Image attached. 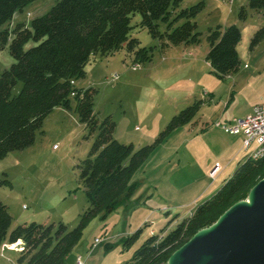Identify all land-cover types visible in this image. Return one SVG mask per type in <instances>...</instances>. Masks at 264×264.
Instances as JSON below:
<instances>
[{"label":"rangeland","instance_id":"1","mask_svg":"<svg viewBox=\"0 0 264 264\" xmlns=\"http://www.w3.org/2000/svg\"><path fill=\"white\" fill-rule=\"evenodd\" d=\"M199 1L183 0L180 8ZM202 1L203 10L195 17L201 33L198 43L161 48L158 38L135 25L140 20L137 14L131 20L130 35L139 40L140 47L153 50L151 60L136 65L125 49L109 56L98 54L86 65L83 78L77 79L75 87L96 92L94 115L100 121L106 116L115 120L117 141L132 144L134 150L156 146L131 177V183L139 184L131 197L105 217L100 212L89 218L62 264H76L78 255L87 264L129 262L151 230L168 233L212 196L249 154L250 150L243 151L241 135H229L215 123H224L225 117L243 118L264 104V37L251 45L255 32L264 27V12L248 7V0ZM55 4L56 0H34L2 28L12 31L18 22L29 27L32 19ZM242 7L246 8L244 19L239 16ZM232 24L241 34L236 46L241 64L232 75L220 79L205 60L207 34L209 28ZM164 27L160 23L159 29ZM33 44L30 41L25 48ZM2 47L0 43V75L14 59ZM196 102L199 105L190 122L160 139L169 120ZM58 108L47 115L43 133H36L33 145L0 159V201L12 216L11 229L32 221L76 228L88 208L78 165L88 156L98 132L89 134L73 109L60 113ZM216 163L222 169L212 179L208 173ZM139 229L126 245L124 240ZM96 238L100 242L94 245ZM4 253L0 264H20L19 251Z\"/></svg>","mask_w":264,"mask_h":264},{"label":"trees","instance_id":"2","mask_svg":"<svg viewBox=\"0 0 264 264\" xmlns=\"http://www.w3.org/2000/svg\"><path fill=\"white\" fill-rule=\"evenodd\" d=\"M34 0H0V43L6 47L13 62L0 75V159L9 152L33 145L37 132L47 115L57 107L73 109L89 134L98 132L86 159L78 165L79 184L88 198V208L80 215L76 228L59 222L23 223L11 229V214L0 201V247L3 243L22 241L20 264H62L81 237V230L93 215L105 217L131 197L137 182H130L156 144L133 149L132 144L114 137L115 120L110 116L100 121L93 113V88H77V79L85 75L86 65L98 54L109 56L125 49L133 55L136 65L151 60L153 50L139 46L130 35L132 18L135 24L160 41L161 48L177 44H194L201 39L195 17L203 10L199 1L180 8L183 0H56L45 14L31 20L29 27L9 23L17 11ZM248 7L263 10L264 0H248ZM246 8L239 12L245 18ZM160 23L165 24L160 30ZM251 45L264 37V27L255 32ZM209 51L205 60L211 72L220 79L237 71V43L241 37L236 24L216 26L208 30ZM34 44L28 48L29 42ZM21 85L18 93L14 88ZM72 100L74 104H72ZM199 103L186 106L169 120L160 139L190 122ZM157 139V143L160 140ZM264 178V159L248 155L206 201L197 205L189 216L168 233L147 238L125 264H167L174 250L182 247L195 232L207 228L233 203L246 200L253 185ZM141 229L124 240L127 245ZM110 247L106 244V248ZM5 252V251H4Z\"/></svg>","mask_w":264,"mask_h":264},{"label":"water","instance_id":"3","mask_svg":"<svg viewBox=\"0 0 264 264\" xmlns=\"http://www.w3.org/2000/svg\"><path fill=\"white\" fill-rule=\"evenodd\" d=\"M167 260V264H264V178L251 187L246 200L233 203Z\"/></svg>","mask_w":264,"mask_h":264},{"label":"built area","instance_id":"4","mask_svg":"<svg viewBox=\"0 0 264 264\" xmlns=\"http://www.w3.org/2000/svg\"><path fill=\"white\" fill-rule=\"evenodd\" d=\"M232 2V0H223ZM115 76L114 78H116ZM215 127H220L229 135H241L243 139V151H249L248 157L253 160L264 159V104L253 108L252 113L243 118H233L225 123L216 122ZM209 171V177L214 179L218 172L222 169L219 164H214ZM153 233V231H151ZM100 242V238L94 240V245ZM22 241L16 243H3L0 247V254L4 256V251L14 250L21 251L23 249ZM76 264H87L81 256H77Z\"/></svg>","mask_w":264,"mask_h":264},{"label":"crops","instance_id":"5","mask_svg":"<svg viewBox=\"0 0 264 264\" xmlns=\"http://www.w3.org/2000/svg\"><path fill=\"white\" fill-rule=\"evenodd\" d=\"M13 17H15V16L13 15ZM13 19H14V18H13ZM58 109H59L58 111L61 113V112H63V109H65V108H61V107H59ZM252 109H253V108H252ZM250 112H252V110H251ZM224 117H225V115L222 116L221 119H223ZM231 119H233V118H232V117H225V118H224V123H225V122H228V121L231 120ZM242 141H243V139H242ZM20 241H21V240H20ZM78 256H79V255H78Z\"/></svg>","mask_w":264,"mask_h":264}]
</instances>
